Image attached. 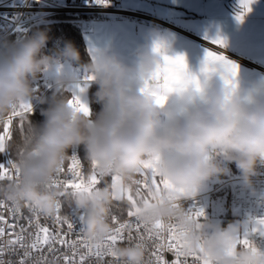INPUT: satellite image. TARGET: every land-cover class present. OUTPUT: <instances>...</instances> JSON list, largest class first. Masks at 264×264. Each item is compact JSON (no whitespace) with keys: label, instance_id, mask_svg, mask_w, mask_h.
<instances>
[{"label":"clouds","instance_id":"obj_1","mask_svg":"<svg viewBox=\"0 0 264 264\" xmlns=\"http://www.w3.org/2000/svg\"><path fill=\"white\" fill-rule=\"evenodd\" d=\"M49 39L47 29H37L0 41V123L22 102L46 105L39 123L26 118V140L22 138L14 160L19 178L0 181V200L17 211L35 209L46 217H55L58 205L71 201L82 217L80 231L99 243L113 231L109 218L114 203L129 205L132 181L152 161L156 176L172 187L137 204L142 224L171 221L182 234L183 257L201 255L211 264H264V254L241 244L249 223L264 228L258 220L222 227L193 217L179 204L226 174L230 164L252 187V177L264 165V82L245 88L221 62L206 66L203 60L199 71H193L184 55L186 66L171 74L165 57L181 54L157 30L130 63L106 48L82 63L71 41L46 52ZM45 72L50 95L37 90ZM85 76L94 77L88 85L96 86L92 97L101 105L98 113L79 95L88 114L69 103ZM160 97L163 104L156 103ZM81 146L85 159L95 162L105 178H115L114 184L91 191L53 186L71 157L69 150ZM114 252L119 264L148 262V248L139 242L117 244Z\"/></svg>","mask_w":264,"mask_h":264},{"label":"snow or ice","instance_id":"obj_2","mask_svg":"<svg viewBox=\"0 0 264 264\" xmlns=\"http://www.w3.org/2000/svg\"><path fill=\"white\" fill-rule=\"evenodd\" d=\"M255 0H240V11L236 15L238 21H243L244 16L250 12L251 4ZM214 44L220 47L225 46V41L217 38L213 41ZM168 61L167 71L171 74L178 72L186 66L185 57L177 56L175 58L165 57ZM205 65L209 63L221 62L228 66L229 70L236 75L238 73V66L228 61L224 55L215 51H206L204 57ZM206 70V69H205ZM94 77L85 76L84 82L78 85L79 92H84L88 83ZM39 91V86H37ZM165 98L157 99V104H163ZM70 104L79 105L78 110L89 113L86 105L80 102L78 95H73V99L69 100ZM33 105L31 102H22L17 109L9 116L6 122L2 124V134H0V154L7 155L13 145L12 139V125L14 121L22 137L25 136L26 118L33 113ZM21 153V149L17 146V154ZM65 167H62L54 179L53 186L63 187L65 189L73 190H87L91 191L100 183H108L104 180L102 173L96 171L95 162L89 164L88 174L83 172V162L74 154L72 155ZM19 178V170L16 168L13 160H9L7 164L0 163V181H12ZM111 183H115V178H111ZM134 190L130 191L126 199L129 201L127 210L128 220L121 222L118 217L112 216V223L114 225L111 234L102 242L96 243L86 238L82 231L75 232L76 220L68 216L61 215V206L57 207V214L53 217V224L42 225L40 223V213L35 209H27L31 216L25 217L21 211H17L14 207L0 200V264H92L94 259L95 264H116L114 248L119 242L127 241L128 243L139 242L148 248V262L147 264H211L210 259L201 255H194L191 260L182 256V249L184 241L182 234L177 227L171 222H157L153 226L142 224L136 218L137 204L148 203L155 200L161 189H171V185L167 180L157 179L154 171L153 162H146L138 177L132 181ZM115 199V197H114ZM5 213H8L12 219L27 220V227L23 224L19 225V231H16V224H9L5 218ZM190 215L199 219L204 215L203 210L190 212ZM47 219V217H45ZM82 217L79 216L81 222ZM258 223L264 225V219H259ZM5 226L9 229L6 234ZM66 226L67 231H64ZM261 231L264 234V228L252 231ZM75 232V239H66ZM7 236V238H6ZM244 246H252L247 237L241 240ZM59 245V247H57ZM45 248L47 253L59 252L60 255L55 257V261H50L47 255L44 254ZM64 251H61V249ZM253 251L255 248L253 247ZM171 252L174 259L168 261L165 253ZM38 253V255H37ZM5 254L8 256L17 255L20 258L18 261L11 259L6 260ZM111 257V259H105Z\"/></svg>","mask_w":264,"mask_h":264},{"label":"crops","instance_id":"obj_3","mask_svg":"<svg viewBox=\"0 0 264 264\" xmlns=\"http://www.w3.org/2000/svg\"><path fill=\"white\" fill-rule=\"evenodd\" d=\"M122 6L134 13L91 15L93 29L84 38L93 60L106 48L130 63L157 30L193 71L210 50L238 66L245 88L264 82V0H255L242 22L236 19L240 0H123ZM217 38L224 47L213 43Z\"/></svg>","mask_w":264,"mask_h":264},{"label":"built area","instance_id":"obj_4","mask_svg":"<svg viewBox=\"0 0 264 264\" xmlns=\"http://www.w3.org/2000/svg\"><path fill=\"white\" fill-rule=\"evenodd\" d=\"M123 0H1L0 1V41L7 40L11 35L17 33V35L11 40H16L23 37L24 33L32 25L50 20L52 17L66 13V14H82L84 17L81 19V30L83 33L91 31L93 29V21L91 15L93 14H132L134 12L125 10L122 6ZM44 73L40 76L42 78ZM79 95L77 92L71 93V95ZM76 155L81 161V153L79 149H70L69 155ZM6 156L7 164L9 160H13ZM14 161V160H13ZM69 162V161H68ZM67 162V163H68ZM83 162V161H82ZM67 165V164H66ZM230 169L226 174L219 176L216 183H212L211 187L202 186L198 191L196 197L188 200H181L179 204L183 209L190 213L197 210H203L204 215L200 217L202 221L207 219L208 212H212L213 206L222 207L227 205L230 214L224 218L235 217L242 221L254 222L259 219H264V165L259 167L257 175L252 177V187L249 188L245 185L244 178L240 171L236 168L235 164L227 165ZM83 172L86 174V167L83 163ZM25 217L31 216L27 209L21 211ZM61 215L73 217L77 222L75 224V232L80 231L81 222L79 221L80 213L74 207L64 206L62 204ZM119 218L121 222L129 219L127 215L114 214ZM111 216V217H112ZM40 215V223L51 226L53 224V217H47ZM111 217L110 222L112 223ZM5 218L9 224H16V231L18 232L19 225L23 224L27 227V220L25 219H12L8 213H5ZM113 224V223H112ZM114 227V225H113ZM6 234L9 231L5 226ZM64 231H67L64 226ZM75 232L66 239H75ZM7 238V236H6ZM249 241L252 246L257 248L261 254H264V234L262 232L251 231ZM128 243L126 240L119 242L118 244ZM59 247V245H57ZM61 251H64L62 248ZM44 254L47 255L50 261H55V257L60 255L59 252L47 253L45 248ZM38 255V253H37ZM165 257L168 261L174 259L171 252L165 253ZM6 260L11 259L18 261L20 258L17 255L8 256L5 254ZM105 259H111V257H105ZM191 260V258H189ZM62 264V261L60 262ZM92 264H95L93 259ZM119 264V261H116Z\"/></svg>","mask_w":264,"mask_h":264},{"label":"trees","instance_id":"obj_5","mask_svg":"<svg viewBox=\"0 0 264 264\" xmlns=\"http://www.w3.org/2000/svg\"><path fill=\"white\" fill-rule=\"evenodd\" d=\"M84 17L82 14H66L62 13L59 15H56L52 17L50 20L32 25L29 27V29L24 33L23 36L31 35L32 32L36 31L37 29L48 30L49 34V41L47 44L46 52L49 50H53L57 47H62L63 43L65 41H71L76 48L79 50L81 62L82 63H88L92 61V56L89 52V49L87 47V44L85 42L84 33L81 30V19ZM17 35V33H14L11 35L7 40H11ZM77 71H79V68H76ZM37 86H39V94L41 95H50L51 88H50V78L47 79L44 76L40 78L37 82ZM96 91L95 85H89L88 87V96L90 101V107L93 113H98L101 110V105L99 103H96L92 97V94ZM33 113L30 114L29 121L32 123H39L43 120V116L41 114V109L46 107V105H42L38 103L37 101H33ZM2 124H0V134H2ZM12 139L11 144L13 147L11 148L10 152L8 153L9 157L15 160L16 154H17V146L20 148V142L22 141V135L19 131V128L17 126V122L14 121L12 125ZM80 153H81V159L86 167V174H88L89 171V162L85 159V152L83 146L80 147ZM6 156L5 154H0V163H5ZM159 180V178L157 177ZM105 181L110 183L109 178H104ZM106 183L102 182L100 183L99 187H103ZM207 187H211L213 184L211 182H207ZM135 187V186H134ZM64 206H71L73 205L71 201H64ZM129 205H123L120 202H115L112 210L111 215L119 214V215H127ZM232 218H224L222 224L220 226L226 227V225L232 221Z\"/></svg>","mask_w":264,"mask_h":264},{"label":"rangeland","instance_id":"obj_6","mask_svg":"<svg viewBox=\"0 0 264 264\" xmlns=\"http://www.w3.org/2000/svg\"><path fill=\"white\" fill-rule=\"evenodd\" d=\"M0 1H1V0H0ZM84 36H85V35H84ZM85 37H86V36H85ZM74 70H77V69H74ZM44 77L47 78V79L50 78V77H49V74H48L47 72L44 73ZM88 87H89V85H87V87H86L84 93H81V98H82L86 103H89V105H90L89 96H88ZM32 104H33V102H32ZM90 108H91V107H90ZM109 180H110V182H111V178H109ZM217 181H218L217 178H214V179H212V180H209V182H211V183H216ZM207 182H208V181H207ZM207 182H206V183H207ZM205 187H207V184H206ZM211 211H212V212H208V214H207V219H206L205 221H211V222H213V223H215V224H219V225L222 224V222H223V220H224V217H225L226 215H229V214L231 213L230 210H228L226 204H224L222 207H220V206H213L212 209H211ZM241 222H245V221H242V220L236 218L235 215H234L233 220L230 221V222L226 225V227H228V226H230V225H235V224H238V223H241ZM253 229H254V224H253V223H249V225H248V230L244 231L243 234H242V235H243V238L247 237V238L249 239V237H250V233H251V231H252ZM255 232H260V231L258 230V231H255Z\"/></svg>","mask_w":264,"mask_h":264}]
</instances>
